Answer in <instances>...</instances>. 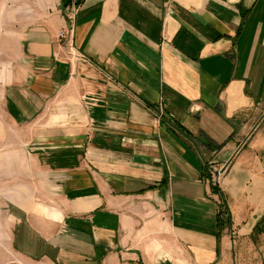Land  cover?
<instances>
[{
	"label": "crops",
	"instance_id": "0c3cea01",
	"mask_svg": "<svg viewBox=\"0 0 264 264\" xmlns=\"http://www.w3.org/2000/svg\"><path fill=\"white\" fill-rule=\"evenodd\" d=\"M66 7L0 0V264H264V0Z\"/></svg>",
	"mask_w": 264,
	"mask_h": 264
},
{
	"label": "built area",
	"instance_id": "2783aa9c",
	"mask_svg": "<svg viewBox=\"0 0 264 264\" xmlns=\"http://www.w3.org/2000/svg\"><path fill=\"white\" fill-rule=\"evenodd\" d=\"M81 3H79V0H67V7H66V13L70 19H73L75 14L78 12L79 7ZM67 33L64 31H60L58 33V38L60 40L64 39L66 37ZM225 167L223 168H210V173H212L214 180H219L222 174L224 173Z\"/></svg>",
	"mask_w": 264,
	"mask_h": 264
},
{
	"label": "trees",
	"instance_id": "16d2710c",
	"mask_svg": "<svg viewBox=\"0 0 264 264\" xmlns=\"http://www.w3.org/2000/svg\"><path fill=\"white\" fill-rule=\"evenodd\" d=\"M62 2L63 5H67V0H62ZM79 3H81V0H79ZM213 191H216L215 187L213 188ZM226 212H228L227 209H225L223 213H220L221 217H223V214H226ZM220 215L217 219V223L219 228H222L223 226L227 225L230 222V219L228 214H226V217L224 219L220 218Z\"/></svg>",
	"mask_w": 264,
	"mask_h": 264
},
{
	"label": "rangeland",
	"instance_id": "374dc122",
	"mask_svg": "<svg viewBox=\"0 0 264 264\" xmlns=\"http://www.w3.org/2000/svg\"><path fill=\"white\" fill-rule=\"evenodd\" d=\"M65 18H66V19H69V17H68V16H66ZM211 168H215V167H211ZM222 168H223V167H222ZM216 169H219V168H216ZM224 171H225V170H224ZM211 174H212V173H211ZM212 178H213V182H214V183H216V182H218V181H219V180H216V181H215V180H214V177H213V175H212Z\"/></svg>",
	"mask_w": 264,
	"mask_h": 264
}]
</instances>
